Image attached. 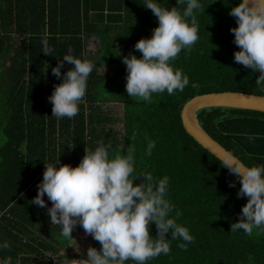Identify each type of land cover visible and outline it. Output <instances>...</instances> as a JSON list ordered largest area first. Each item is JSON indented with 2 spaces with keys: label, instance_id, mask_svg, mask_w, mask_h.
I'll return each instance as SVG.
<instances>
[{
  "label": "trees",
  "instance_id": "trees-1",
  "mask_svg": "<svg viewBox=\"0 0 264 264\" xmlns=\"http://www.w3.org/2000/svg\"><path fill=\"white\" fill-rule=\"evenodd\" d=\"M161 7L176 0H157ZM240 0H200L195 11L199 39L191 50H182L171 63L189 77L183 91L153 94L151 103L129 97L123 57L142 54L135 49L141 38H150L158 20L144 0H0V262L10 264H73L83 256L72 249L76 237L61 235L52 225L47 208L31 201L38 193L47 164L78 166L86 150L100 141L110 158L134 148V184L150 172L155 179L169 178L167 198L182 211L178 223L194 237L187 250L182 240H170L171 252L146 264H264V230L252 235L231 232L248 198L238 197L240 181L217 158L197 143L182 122L184 105L198 95L238 92L264 97L256 84L260 73L234 61L236 19L232 7ZM47 36L51 55L43 53ZM99 40L112 74L100 72L103 64L88 58V41ZM89 60L94 69L78 114L69 119L52 115L49 101L54 86L72 67L64 62L61 77L52 74L64 55ZM114 94L112 103L123 105V132L116 131L112 115L99 98L102 89ZM198 118L202 127L228 151L251 167L264 164V113L209 108ZM249 137H252L249 139ZM155 141L152 155L145 154ZM234 182L235 187L229 183ZM47 207L51 201L45 195ZM157 229L151 225V235ZM94 247L102 245L93 239ZM78 243V242H76ZM70 244V245H69ZM71 246V248H69ZM74 250V251H73ZM126 264H135L127 261Z\"/></svg>",
  "mask_w": 264,
  "mask_h": 264
},
{
  "label": "clouds",
  "instance_id": "clouds-1",
  "mask_svg": "<svg viewBox=\"0 0 264 264\" xmlns=\"http://www.w3.org/2000/svg\"><path fill=\"white\" fill-rule=\"evenodd\" d=\"M177 6L170 9L161 7L157 0H144L143 6L150 9L158 20L150 38H141L135 49L142 55L123 57L126 65V92L129 97L151 103L153 94L165 91L173 95L189 85V77L171 63L182 50H191L199 39V26L195 11L201 9L200 0H176ZM236 19L234 44L239 51L234 61L259 72L256 84L264 91V0H240L229 13ZM43 53L50 54L47 36L42 38ZM71 48L60 63L52 68L56 78L61 77L64 62L72 67L63 75L62 83L54 86L48 98L52 115L57 119L73 118L79 112V105L86 95L87 81L94 69L89 60L71 55ZM51 55V54H50ZM252 137H249L251 139ZM100 141L94 151L86 150L78 166L57 163L47 164L43 180L38 184V193L31 203L47 208L51 224L61 226V235L72 238L73 229L80 225L91 234L102 247H90L86 259L79 264H146L147 261L171 252L170 240H182L178 247L187 250L188 243L194 242L189 229L178 223L183 214L174 211V205L167 198L169 178L155 179L150 172L142 174V181L134 184V148L126 155L110 158L109 148ZM155 141H148L145 154L152 155ZM222 167L240 181L238 197H247L239 220L232 223L231 232L242 230L252 235L254 229L264 230V164L247 166L233 152L223 150L217 155ZM235 187L234 182L229 183ZM51 201L47 207L44 196ZM155 224L157 234L151 235ZM0 248L8 249L4 242ZM0 264H10L4 260ZM67 264V262H60Z\"/></svg>",
  "mask_w": 264,
  "mask_h": 264
},
{
  "label": "water",
  "instance_id": "water-1",
  "mask_svg": "<svg viewBox=\"0 0 264 264\" xmlns=\"http://www.w3.org/2000/svg\"><path fill=\"white\" fill-rule=\"evenodd\" d=\"M209 108H233L264 113V97L238 92L209 93L198 95L184 105L181 117L186 132L217 158V155H222L223 150L227 149L202 127L198 118L201 110Z\"/></svg>",
  "mask_w": 264,
  "mask_h": 264
},
{
  "label": "rangeland",
  "instance_id": "rangeland-1",
  "mask_svg": "<svg viewBox=\"0 0 264 264\" xmlns=\"http://www.w3.org/2000/svg\"><path fill=\"white\" fill-rule=\"evenodd\" d=\"M101 48L102 47H101V44H100L98 39H96V38L90 39L88 41V47H87L88 58L93 59V60L103 64V67L100 69V72L103 71V72H106L107 74H112L114 72L113 68L106 64V62H105L106 60H105V57L103 55ZM113 96H114V94H112L110 90L105 88V89H102V91L100 92L99 98L102 101L107 102L104 104V107L106 108V110L109 111V113L112 115V117L114 119L112 126L116 131H118L120 134H122L124 109H123L122 104L111 102V101H114ZM74 234H75L74 238L76 237V239H77L76 242H79V245H78V243L75 242L72 249L75 248L76 249L75 251L84 255L83 259H86L85 255H87L88 249L90 247H92L91 243H92L94 238L91 234L86 233L82 226H80L79 229H77L76 232H74ZM69 248H71V246H69ZM79 260H82V258H80ZM73 264H79V262L77 260H75Z\"/></svg>",
  "mask_w": 264,
  "mask_h": 264
},
{
  "label": "crops",
  "instance_id": "crops-1",
  "mask_svg": "<svg viewBox=\"0 0 264 264\" xmlns=\"http://www.w3.org/2000/svg\"><path fill=\"white\" fill-rule=\"evenodd\" d=\"M86 243V242H85ZM92 244V247H94V244H93V242L91 243ZM78 245H79V242H78ZM86 251V250H85ZM86 253V252H85ZM85 257H86V255H85Z\"/></svg>",
  "mask_w": 264,
  "mask_h": 264
}]
</instances>
